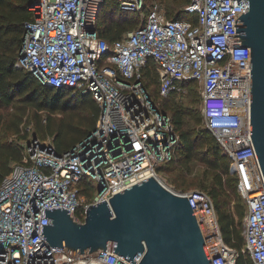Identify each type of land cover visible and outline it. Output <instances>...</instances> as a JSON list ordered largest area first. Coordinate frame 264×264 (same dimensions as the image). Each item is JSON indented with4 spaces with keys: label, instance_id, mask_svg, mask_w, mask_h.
Instances as JSON below:
<instances>
[{
    "label": "built area",
    "instance_id": "2783aa9c",
    "mask_svg": "<svg viewBox=\"0 0 264 264\" xmlns=\"http://www.w3.org/2000/svg\"><path fill=\"white\" fill-rule=\"evenodd\" d=\"M34 1L15 68L71 95L90 96L100 113L94 129L64 152L35 136L25 142L22 159L0 182V264H133L109 248L90 253L49 245L41 235L44 208H65L83 222L90 204L109 205L113 194L149 176L186 196L211 264H235L237 253L222 238L209 194L168 187L157 172L174 157L179 137L144 84L150 61L159 98L185 96L187 83L197 84L204 124L229 157L228 171L247 206L243 249L254 264H264V177L250 137V49L240 45L233 25L246 0H190L183 19L167 18L154 0L139 25L112 42L97 29L106 0ZM112 1L133 11L144 4Z\"/></svg>",
    "mask_w": 264,
    "mask_h": 264
},
{
    "label": "trees",
    "instance_id": "16d2710c",
    "mask_svg": "<svg viewBox=\"0 0 264 264\" xmlns=\"http://www.w3.org/2000/svg\"><path fill=\"white\" fill-rule=\"evenodd\" d=\"M32 1L0 0V108L14 109L0 120V182L10 174L12 163L22 159L24 144L19 140L27 142L30 132L41 139L50 137L55 151L61 153L94 129L100 113L99 105L90 96L71 95L68 90L42 84L30 72L15 68L24 23L33 16ZM153 1L144 0L142 12L147 13ZM156 1H166L163 10L169 19H183L188 15L184 6L190 0ZM109 4L110 10L104 12ZM122 11L112 0H106L100 7L97 29L108 42L121 38L140 23L138 13L129 18L109 19L111 14ZM143 74L145 86L158 98L160 108L171 115L179 137L174 157L159 165L157 172L165 173L168 184L177 190L194 186L207 192L217 213L222 238L237 253L235 264H254L243 249L241 222L245 208L237 210L241 196L236 190V176L228 172L230 159L220 153L222 149L206 128L202 115L194 113L195 105L201 103L197 84L187 83V103H177L172 101L176 97L173 93L159 98L155 65L151 61ZM232 205L237 215L231 210Z\"/></svg>",
    "mask_w": 264,
    "mask_h": 264
},
{
    "label": "water",
    "instance_id": "95a60500",
    "mask_svg": "<svg viewBox=\"0 0 264 264\" xmlns=\"http://www.w3.org/2000/svg\"><path fill=\"white\" fill-rule=\"evenodd\" d=\"M246 3L233 24L239 33L234 36L250 49V137L264 177V0ZM43 216L41 235L53 247L90 253L109 248L133 264H211L188 199L154 176L113 194L109 205L90 204L83 222L62 207L44 208Z\"/></svg>",
    "mask_w": 264,
    "mask_h": 264
},
{
    "label": "rangeland",
    "instance_id": "374dc122",
    "mask_svg": "<svg viewBox=\"0 0 264 264\" xmlns=\"http://www.w3.org/2000/svg\"><path fill=\"white\" fill-rule=\"evenodd\" d=\"M166 3V1H162L161 2V5H162V8H163V4H165ZM33 8L34 7H31V9L33 10ZM110 8H111V5L109 4V5H107V7L105 8V10H104V12H107L108 10H110ZM139 14L138 16H139V20H138V23L140 22V21H142L144 18H145V15H146V12H142V10L140 9V10H135V11H133V10H124V11H122L121 13H117L116 15H110L109 16V19H111V20H119V19H122V18H124V17H126V18H129V17H133V16H136V14ZM163 13H164V10H163ZM191 86H193V84L192 85H190V87ZM186 96V95H185ZM185 96H180V95H176V97H175V99H173L172 101H175V102H177V103H183V104H186L187 103V97H185ZM152 97L154 98V100H158V98L156 97V96H154L153 94H152ZM195 110H194V113L195 112H199L200 113V115H202L201 114V103H197L196 105H195ZM14 112V109H13V107H7V108H0V120H3L4 118H6V116H8V115H10V114H12ZM203 117V116H202ZM191 123L193 124V121L191 120ZM21 127H22V132H23V126L21 125ZM28 130V129H27ZM32 136H34L33 134H32V132H30L29 133V135H28V140L32 137ZM12 137V136H11ZM36 138H39V139H41L40 137H36ZM41 140H44V141H51V139H50V137H47V138H45V139H41ZM20 141V143H23V144H25V141L26 140H24V139H20L19 140ZM220 153L222 154V155H226L223 151H220ZM229 164H230V160H229ZM200 169H201V167H199ZM229 172V171H228ZM230 173V172H229ZM161 181H162V183L164 184V185H166V186H171V185H169L168 184V181L166 180L167 179V175L165 174V173H162V176H161ZM190 189H198L197 187H194V186H191L190 187ZM241 207H243V208H245V214H246V211H247V206H246V203H245V201L241 198V197H239V199H238V207H237V210H239ZM231 210L234 212V213H236V215H237V211L233 208V205H232V207H231ZM245 216V215H244ZM244 218V217H243ZM243 218H242V222H241V227H242V225H243Z\"/></svg>",
    "mask_w": 264,
    "mask_h": 264
}]
</instances>
